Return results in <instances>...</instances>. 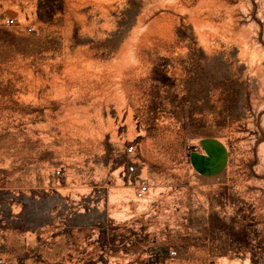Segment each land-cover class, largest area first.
I'll use <instances>...</instances> for the list:
<instances>
[{"label": "rangeland", "instance_id": "obj_1", "mask_svg": "<svg viewBox=\"0 0 264 264\" xmlns=\"http://www.w3.org/2000/svg\"><path fill=\"white\" fill-rule=\"evenodd\" d=\"M0 258L264 264V0H0Z\"/></svg>", "mask_w": 264, "mask_h": 264}, {"label": "crops", "instance_id": "obj_2", "mask_svg": "<svg viewBox=\"0 0 264 264\" xmlns=\"http://www.w3.org/2000/svg\"><path fill=\"white\" fill-rule=\"evenodd\" d=\"M187 161L199 176L212 177L224 170L228 153L222 141L215 137H208L198 143L196 150L189 151Z\"/></svg>", "mask_w": 264, "mask_h": 264}, {"label": "built area", "instance_id": "obj_3", "mask_svg": "<svg viewBox=\"0 0 264 264\" xmlns=\"http://www.w3.org/2000/svg\"><path fill=\"white\" fill-rule=\"evenodd\" d=\"M6 22L12 23L13 19L8 18V19H6ZM27 29H28V31H34L35 27L33 25H31V26H28ZM196 148H197L196 146H193L192 150H196ZM132 150H133L132 145L128 146L127 151L129 153H131ZM132 171H134V167L131 163L127 168V172L130 173ZM148 190H149L148 184L144 180L140 179V180L136 181V187H135V192H134L135 198H143L146 195V193L148 192ZM170 253L174 254V251H170ZM0 264H6V261L3 258H0Z\"/></svg>", "mask_w": 264, "mask_h": 264}]
</instances>
